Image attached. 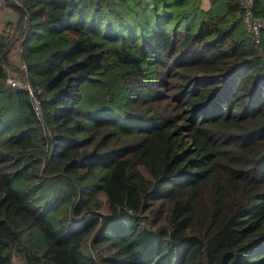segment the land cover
Wrapping results in <instances>:
<instances>
[{
  "label": "trees",
  "instance_id": "trees-1",
  "mask_svg": "<svg viewBox=\"0 0 264 264\" xmlns=\"http://www.w3.org/2000/svg\"><path fill=\"white\" fill-rule=\"evenodd\" d=\"M242 2L0 5L17 14L0 30V264H264V0L258 42ZM19 49L36 107L6 83Z\"/></svg>",
  "mask_w": 264,
  "mask_h": 264
},
{
  "label": "built area",
  "instance_id": "built-area-1",
  "mask_svg": "<svg viewBox=\"0 0 264 264\" xmlns=\"http://www.w3.org/2000/svg\"><path fill=\"white\" fill-rule=\"evenodd\" d=\"M11 0H0V5L5 4L6 2ZM242 20L245 27V30L251 40L258 42L260 36V30L263 26V22L261 19L257 18L253 14L252 9V0H243L242 5ZM21 49L18 50V54L20 55ZM21 74L13 69H7V79L6 83L8 86L14 89H20L27 91L31 97V100L34 106H37L36 93L33 90V86L27 76L26 67L24 65H20ZM38 93V92H37ZM39 114V112H37Z\"/></svg>",
  "mask_w": 264,
  "mask_h": 264
},
{
  "label": "crops",
  "instance_id": "crops-1",
  "mask_svg": "<svg viewBox=\"0 0 264 264\" xmlns=\"http://www.w3.org/2000/svg\"><path fill=\"white\" fill-rule=\"evenodd\" d=\"M211 3H210V0H202V4H201V8H202V10L203 11H207V10H209L210 9V5ZM3 13L4 15H5V17H6V20H5V24L6 23H8V22H10V23H12V22H15L16 20H17V14L15 13V12H13V10L12 9H10V8H7V7H3V8H0V13ZM1 29V28H0ZM14 52H12L11 53V55L13 54ZM10 55V56H11ZM17 55H18V63H17V65L18 66H20L21 65V62H20V55L17 53ZM13 62H15V60H12ZM14 65H16V64H14ZM7 69H10V68H7Z\"/></svg>",
  "mask_w": 264,
  "mask_h": 264
},
{
  "label": "rangeland",
  "instance_id": "rangeland-1",
  "mask_svg": "<svg viewBox=\"0 0 264 264\" xmlns=\"http://www.w3.org/2000/svg\"><path fill=\"white\" fill-rule=\"evenodd\" d=\"M210 3H211V0H210ZM211 5V4H210ZM208 11V10H207ZM206 11V12H207ZM5 20H6V17H5V15L1 12L0 13V28L2 29L3 27H4V25H5ZM0 29V30H1ZM10 60H11V62L13 63V64H16L17 65V63L19 62L18 61V55H17V53L16 52H14L11 56H10ZM12 60H15V62H13ZM13 262H18V260H17V258H15L14 260H13Z\"/></svg>",
  "mask_w": 264,
  "mask_h": 264
}]
</instances>
